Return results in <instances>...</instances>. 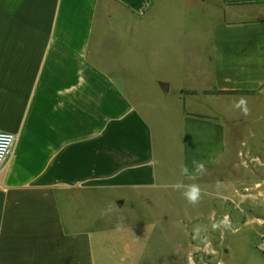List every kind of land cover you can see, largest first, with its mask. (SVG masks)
Segmentation results:
<instances>
[{
    "label": "crops",
    "instance_id": "0c3cea01",
    "mask_svg": "<svg viewBox=\"0 0 264 264\" xmlns=\"http://www.w3.org/2000/svg\"><path fill=\"white\" fill-rule=\"evenodd\" d=\"M190 1L204 23L184 31L172 0H0V131L16 135L0 168V264L144 259L143 231L119 246L111 221L180 227L178 181L221 206L213 236L225 221L252 233L264 263V0ZM174 82L178 104L149 101ZM222 236L206 257L231 252Z\"/></svg>",
    "mask_w": 264,
    "mask_h": 264
},
{
    "label": "rangeland",
    "instance_id": "374dc122",
    "mask_svg": "<svg viewBox=\"0 0 264 264\" xmlns=\"http://www.w3.org/2000/svg\"><path fill=\"white\" fill-rule=\"evenodd\" d=\"M172 2L174 6H182L183 17L181 18V27L184 31V28L187 30H193L196 28L200 29V27L203 26L204 22L201 17V10L198 6L203 4L202 1H200L201 4L190 0H172ZM217 15V12L213 11L212 19L216 21ZM134 49L129 51L130 54H128V59L140 57L141 52ZM178 98L179 83L174 82L173 88L169 94L151 96L149 97V101H162L168 105L171 104V106H174L175 103H179ZM255 134H253L254 136H246L245 138L246 144H248V149L252 148L254 144L259 145V133L257 132V134ZM243 151L246 153L245 150ZM241 170L242 169L239 171L241 174L243 172L245 174L247 171L243 170L242 172ZM231 183L234 184L235 180ZM201 198L204 199L206 197L201 196ZM182 200V218L180 227L170 226L163 221H157L158 218L155 219V217H150V219H146L142 222L144 224L139 223V226L137 225L135 227V233H133L127 228L126 215L128 213L126 211L120 213L123 216V218L119 220L122 224H119V221H117L118 219L115 217L112 219V227L118 224L114 234L117 236V244L119 246L125 247L130 245L131 236L136 237V233L141 231H143V235L141 236H143V239L145 240L143 245L147 255L146 258L133 259L130 256L119 254V264H203V261H208L209 264H218V259L223 261V264H264L261 258L252 255L250 252V242L254 239L252 233H247L243 236L241 234L234 235L230 232L229 228L224 226L219 227V230H213V234L215 236L222 234V243H224V247H229L231 252L228 251L229 253L224 254V248L220 246L221 248L217 247V249H219L218 254L215 256L208 254L209 256L206 257L207 253L205 254V252H202L203 248L207 246L208 243H212L213 248L218 245V242H216L217 240L214 239L216 237L213 236L211 232L215 219V217L212 216V211L213 213H216L217 209H220L221 206L216 204V199L212 206L209 204L207 207L203 206L200 202L194 206L188 203L184 196ZM161 212L162 211L159 210H153L151 213L158 215ZM215 223L217 224L218 222ZM174 229H176L177 232H174ZM240 235L242 238L245 237V239L240 240ZM244 241L245 243H243ZM204 256L206 259H203Z\"/></svg>",
    "mask_w": 264,
    "mask_h": 264
},
{
    "label": "clouds",
    "instance_id": "9594fccd",
    "mask_svg": "<svg viewBox=\"0 0 264 264\" xmlns=\"http://www.w3.org/2000/svg\"><path fill=\"white\" fill-rule=\"evenodd\" d=\"M233 108L240 110L241 113L244 115H247L250 111V109L248 108L247 99L245 97H240L239 99L235 100L233 103ZM3 152H4V148L0 147V153ZM191 164L193 168L199 171L201 174L207 171L203 162L201 161H197L193 159L191 161ZM180 175L182 177L191 178L193 177V172L189 169L188 165H182L180 169ZM173 188L177 191H180L188 203L194 206L199 204L201 200L202 190L198 184L193 183V184L185 185L182 181H178L175 185H173ZM113 210H114V206L110 204L105 210V214ZM224 227L228 228L230 227V224H228V222L225 221Z\"/></svg>",
    "mask_w": 264,
    "mask_h": 264
},
{
    "label": "built area",
    "instance_id": "2783aa9c",
    "mask_svg": "<svg viewBox=\"0 0 264 264\" xmlns=\"http://www.w3.org/2000/svg\"><path fill=\"white\" fill-rule=\"evenodd\" d=\"M16 135L11 132L0 131V147L4 148V152L0 153V168L10 155Z\"/></svg>",
    "mask_w": 264,
    "mask_h": 264
}]
</instances>
